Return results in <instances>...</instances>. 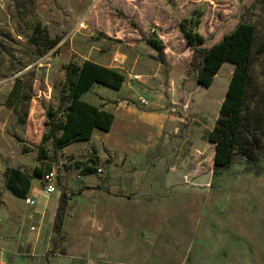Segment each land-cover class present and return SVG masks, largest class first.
<instances>
[{
    "label": "rangeland",
    "instance_id": "obj_1",
    "mask_svg": "<svg viewBox=\"0 0 264 264\" xmlns=\"http://www.w3.org/2000/svg\"><path fill=\"white\" fill-rule=\"evenodd\" d=\"M88 10L86 0H0V264H264V156L216 173L210 140L235 65L198 83L204 49L236 22L251 24L249 104L260 98L264 113V0H102L79 30ZM182 23L206 43L189 46ZM85 60L126 77L123 91L98 84L85 99L124 115L117 101L139 107L141 95L166 113L163 138L144 156L132 142L114 151L50 140L39 161L49 112L58 129L65 120L68 66ZM137 74L147 81H132ZM12 168L41 169L32 185L43 210L7 190ZM51 171L58 192L48 196Z\"/></svg>",
    "mask_w": 264,
    "mask_h": 264
},
{
    "label": "trees",
    "instance_id": "obj_2",
    "mask_svg": "<svg viewBox=\"0 0 264 264\" xmlns=\"http://www.w3.org/2000/svg\"><path fill=\"white\" fill-rule=\"evenodd\" d=\"M180 30L189 46L206 43L203 35L187 29L183 23ZM256 33L258 32L253 25L240 22L221 42L203 51L198 83L204 87L212 84L226 63L235 65L226 99L221 105L220 117L210 134V140L217 147L216 173L230 168L237 161L256 165L264 156L262 100L258 98L252 107L249 104ZM149 44L156 50L162 48L157 41H150ZM67 71L64 85V95L68 102L65 120L58 129L54 121L58 113L49 112L51 120L46 126L50 131L43 133L41 143L36 148L41 162L47 159L48 153L43 147L46 142L52 140L54 146L61 149L76 142L90 141L97 129L109 132L116 119L112 112L84 100L83 96L98 84L120 91L126 81L123 73L91 60H85L80 66L70 64ZM40 172L41 169L36 168L31 176L17 168L9 169L7 190L17 198L26 199L33 187L32 179L41 176ZM91 172L88 168L85 171L86 174ZM64 202H67L66 197Z\"/></svg>",
    "mask_w": 264,
    "mask_h": 264
},
{
    "label": "crops",
    "instance_id": "obj_3",
    "mask_svg": "<svg viewBox=\"0 0 264 264\" xmlns=\"http://www.w3.org/2000/svg\"><path fill=\"white\" fill-rule=\"evenodd\" d=\"M237 24L238 22H236L233 25V28L231 29L229 33H231L234 30ZM101 65L114 68L113 66H108L105 64H101ZM123 89H124V86L120 91H123ZM95 90H96V86L88 93L98 95V93L95 92ZM88 93H86L83 96L84 100L96 106L102 107L103 109L107 111L112 112L116 118L114 120V125L109 132H104L98 129L94 132V135H92L93 138L89 141V142H92V144H95L98 141H103L107 147L116 151V150L124 148L126 145L132 142V146L136 144V147L139 149V152L141 153L142 156H144V154H146L148 151L155 148L157 144L160 142V140L163 138L164 133L166 131V122H167L166 113L152 111L151 109H149L150 104L148 106H142L138 102V99L141 95H139L138 98H136L137 100L136 102L139 103V107L138 106H128L124 104L123 101L121 100L123 99L122 97L118 101L114 100V101H117L119 104H116L113 107L117 106L118 110H121L122 108H124L125 114L123 115V114H115L113 111H111V107H109L108 105H102L98 102H91L85 99V96ZM120 104H122L121 107H119ZM32 186L33 187H31L30 193H29L31 196L30 198L36 201L37 208L39 210H43L39 208V203H40L39 200L41 199L40 201H45L43 197L44 194L40 191V189L37 190L36 186L34 185Z\"/></svg>",
    "mask_w": 264,
    "mask_h": 264
},
{
    "label": "built area",
    "instance_id": "obj_4",
    "mask_svg": "<svg viewBox=\"0 0 264 264\" xmlns=\"http://www.w3.org/2000/svg\"><path fill=\"white\" fill-rule=\"evenodd\" d=\"M89 4V10L87 11V14L86 16L80 21V23L78 24V29L79 30H84L87 28V19H88V16L94 11L96 10L97 6L99 5V3L102 1V0H86ZM113 63L115 65H119L122 63V58L120 56H115L114 59H113ZM148 79L147 76L145 75H142V74H137V75H134L133 78H132V81L134 82H137V83H144L146 82ZM138 102L142 105V106H148L150 103V101H148L145 97H142L140 96L139 99H138ZM99 172L100 173H103V169H99ZM44 183L46 185V188H45V193L50 196V195H53L54 193H56L58 191L57 189V186L56 185V182H57V176H56V173L54 171H51L49 173H47L45 176H44ZM26 203L27 204H31L33 205L34 204V200H32V198H26ZM3 255V250L0 248V256Z\"/></svg>",
    "mask_w": 264,
    "mask_h": 264
}]
</instances>
